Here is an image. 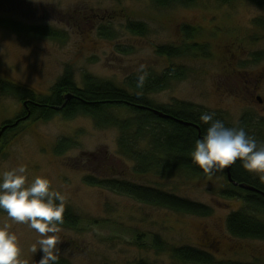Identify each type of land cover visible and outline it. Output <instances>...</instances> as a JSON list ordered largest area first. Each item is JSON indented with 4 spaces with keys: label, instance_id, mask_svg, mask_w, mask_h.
Returning a JSON list of instances; mask_svg holds the SVG:
<instances>
[{
    "label": "rangeland",
    "instance_id": "374dc122",
    "mask_svg": "<svg viewBox=\"0 0 264 264\" xmlns=\"http://www.w3.org/2000/svg\"><path fill=\"white\" fill-rule=\"evenodd\" d=\"M10 23L49 29L62 40L17 32ZM137 24L144 25V34L132 29ZM185 25L197 30L191 40L182 32ZM165 46L188 47V52L181 58L160 56L158 49ZM176 66L186 70L185 78L151 95L155 106L191 103L234 126L248 116L254 126L262 125L261 135L254 137L264 145V105L255 99H264V10L252 2L197 0L192 7L160 8L152 0H0V81L31 90L39 99L49 97L67 73L79 87L90 76L130 90L131 79L159 77ZM22 111L19 99L0 95V127ZM119 138L118 129H100L88 116L68 120L56 114L44 120L37 114L0 141V174L26 165L29 181L50 179L65 208L80 217L77 229L60 227L59 259L67 264H183L173 259V248L215 243L219 260L264 264V241L239 240L228 232L227 219L242 210L243 201L223 196L229 187L227 168L204 177L186 171L167 178L138 173L137 164L119 154ZM62 142L72 146L60 152ZM141 147L150 149L149 142ZM88 179L130 182L203 204L212 214L177 213ZM5 223L18 236L21 264H39L43 252H31L37 232L0 212V226ZM155 239L164 250L154 246Z\"/></svg>",
    "mask_w": 264,
    "mask_h": 264
},
{
    "label": "trees",
    "instance_id": "16d2710c",
    "mask_svg": "<svg viewBox=\"0 0 264 264\" xmlns=\"http://www.w3.org/2000/svg\"><path fill=\"white\" fill-rule=\"evenodd\" d=\"M152 1L160 8L192 7L197 2V0ZM220 1L223 5H229L236 0ZM246 1H250L264 10V0ZM9 26L17 32L24 30V33L27 32L37 37L62 40L59 33L49 29L30 28L25 30L16 23H10ZM135 27L138 30L132 29L136 33H145L144 25L137 24ZM182 32L187 40H191L195 37L197 30L192 26L185 25ZM187 52L188 47L165 46L160 47L157 53L160 56L173 59L181 58ZM262 56L263 54L254 57L259 59ZM185 76L186 70L176 66L159 77L144 76L142 84L139 78L131 79L128 85L130 90H123L112 83L99 81L90 76H86L83 87H79L74 82L71 73H67L52 89L51 95L46 98L39 99L31 90L7 81H0V95L13 96L20 101H29L34 105L31 106L35 112L34 117L38 114L39 118L44 120H50L56 114H60L68 120L83 115L92 118L100 129H118L120 131L119 154L130 161H134L138 166V173L155 172L167 178L173 172L186 171L204 177L207 173L193 162L191 154L195 148L196 140L203 137L208 127L200 120V116L205 112H210L187 102H176L172 106H155L149 99L151 95L167 90L171 81L184 79ZM246 87V90L250 92L248 90L250 86ZM67 96H71L69 101H66ZM156 111L162 112L170 118H161L156 114ZM122 112L129 113V117L123 118ZM215 119L223 121L217 115H215ZM224 124L229 128L243 127L252 137L261 135L262 131L260 130H263L262 125L260 127L254 126L253 121L248 116H244L237 126L226 122ZM255 130H259L258 133H255ZM148 142L150 149H142L141 144ZM64 145L67 144L65 142L60 143V152L63 151ZM68 146L70 147L72 144ZM232 176L235 182L250 186L257 192L236 187L227 178L229 187L223 192V196L228 199L243 201L242 210L233 212L227 219L228 232L235 239L264 241V219L259 217L260 214H264V180L247 172L239 161L233 165ZM88 183L177 213L198 217H208L212 214V209L203 204L194 203L151 188L139 187L130 182L117 179L95 182L88 179ZM0 212L4 211L0 210ZM63 219L64 223L59 227L77 229L81 223L80 217L68 208H65ZM154 246L159 250L165 249L158 239H155ZM171 253L174 260L183 264H248L219 260L216 255L215 243H207L201 247L173 248ZM59 264L67 263L59 259ZM138 264L148 263L140 262Z\"/></svg>",
    "mask_w": 264,
    "mask_h": 264
},
{
    "label": "clouds",
    "instance_id": "9594fccd",
    "mask_svg": "<svg viewBox=\"0 0 264 264\" xmlns=\"http://www.w3.org/2000/svg\"><path fill=\"white\" fill-rule=\"evenodd\" d=\"M142 84L144 76L139 78ZM200 120L208 125L206 133L197 139L192 160L205 173L224 169L239 161L249 173L264 180V145L249 136L243 127H226L215 119V113H203ZM26 165H19L0 174V210L17 224H27L38 239L31 252H43L39 264H59L61 243L57 235L64 223V197L52 188L47 177L29 181ZM51 234V235H49ZM21 247L17 234L5 223L0 226V264H21Z\"/></svg>",
    "mask_w": 264,
    "mask_h": 264
},
{
    "label": "flooded vegetation",
    "instance_id": "af4514ba",
    "mask_svg": "<svg viewBox=\"0 0 264 264\" xmlns=\"http://www.w3.org/2000/svg\"><path fill=\"white\" fill-rule=\"evenodd\" d=\"M251 91H253V93L256 94V92L253 90L252 87H250V89H248ZM262 97L257 96L255 99L258 101L259 105H264V100L261 99ZM261 99V100H260ZM22 105H23V111L18 115L17 119L15 121L12 122H8L5 123L4 125H2L0 127V130L3 129L4 127H7V130L4 132L3 136L1 137L0 141H2L4 139V136H8L9 134H11L12 132H14L19 126H21L22 124L30 121L34 115L35 112L34 110L31 108V106L33 104H31L29 101H21ZM34 106V105H33ZM37 107V106H36ZM28 117V118H27ZM25 118H27L26 120H24ZM20 121V122H19ZM19 122L18 126L12 127L15 123ZM6 138V137H5Z\"/></svg>",
    "mask_w": 264,
    "mask_h": 264
},
{
    "label": "water",
    "instance_id": "95a60500",
    "mask_svg": "<svg viewBox=\"0 0 264 264\" xmlns=\"http://www.w3.org/2000/svg\"><path fill=\"white\" fill-rule=\"evenodd\" d=\"M71 99V96H67L66 97V101H69ZM261 100V99H260ZM156 114L161 117V118H164V119H169L170 117L168 115H164L162 112H157L156 111ZM28 118V117H27ZM27 118H25L24 120H26ZM20 122V121H19ZM19 122L15 123L12 127H15V126H18ZM8 126L7 127H4L3 129H1L0 131V139L1 137L3 136L4 132L7 130ZM233 165H230L229 167H227L226 169V173H227V178L229 180V182L231 184H233L234 186L236 187H240L244 190H248V191H254V192H257L254 188L250 187V186H247V185H243V184H239L237 182L234 181L233 179V176H232V168H233Z\"/></svg>",
    "mask_w": 264,
    "mask_h": 264
}]
</instances>
